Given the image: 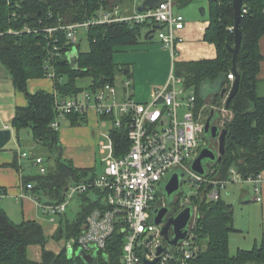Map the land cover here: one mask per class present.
Wrapping results in <instances>:
<instances>
[{"label":"trees","instance_id":"trees-1","mask_svg":"<svg viewBox=\"0 0 264 264\" xmlns=\"http://www.w3.org/2000/svg\"><path fill=\"white\" fill-rule=\"evenodd\" d=\"M192 1L174 0L177 8ZM206 3L208 26L204 40L215 45L216 57L174 61V66L178 67L177 73L184 78L185 85L195 88L198 106L208 103L212 107L220 106L222 97L219 93L202 96L201 84L220 80L222 87L229 85L227 74L231 72L232 53L227 51V46L234 43V32L229 29L234 25V11L232 0H206ZM107 6L108 0H0V63L8 71L13 87L27 101L26 106L16 108L11 125L16 131L29 128L36 141L56 152L54 163L47 166L44 174L22 177L24 192L38 201L42 195L43 202L60 203L71 184L87 181L96 174L94 167H77L72 160L61 158L59 130L50 126L56 115L55 97H72L83 91L76 84L78 78H90L88 89L94 91L113 84L115 76L124 69L114 60L115 46L136 43L144 28L147 37L153 32L145 23L92 24L86 29L89 49L81 51L77 43L68 42L64 30L53 31L51 37L44 31L58 24L87 20ZM242 7L245 11L241 12L238 22L242 37L236 58L239 87L227 106L232 116L223 125L227 129L224 154L219 162L211 165L213 172H208L219 179H229L232 169L244 178L264 170V94L257 92L261 84L257 78L259 63L263 60L259 39L264 34V0H243ZM54 38H57L55 43ZM54 45L60 52L50 62L54 70V92L44 88L29 92L28 80L46 77L47 58ZM74 47L78 53L76 67L66 60V52ZM68 118L71 125L86 122L85 115L79 113H72ZM126 130L125 124L109 130L116 156L129 149ZM11 164L17 169L15 160ZM0 190L6 191L3 187ZM86 194H79L82 203L73 219L64 213L59 215L53 239L66 241L78 236L86 216L98 204ZM195 202L199 218L193 231L200 249L188 264H264V235L252 249H239L230 254L229 235L237 230L231 204L220 197L207 200L205 196L195 197ZM174 208L178 209L176 205ZM41 226L34 219L15 222L0 206V264H85L79 256L69 257L64 246L58 252L46 249L49 236ZM110 238L95 264H121L123 235L115 232ZM35 245L41 249L38 260L29 255V248Z\"/></svg>","mask_w":264,"mask_h":264},{"label":"built area","instance_id":"built-area-1","mask_svg":"<svg viewBox=\"0 0 264 264\" xmlns=\"http://www.w3.org/2000/svg\"><path fill=\"white\" fill-rule=\"evenodd\" d=\"M175 8L174 0H160L152 8H145L131 15H120L118 7L107 6L87 20L58 24L45 28L44 31L51 37L53 31L64 30L68 42L74 44L77 43L75 29L79 27L87 29L92 24H111L120 21L138 25L145 23L151 26L152 31H157L163 46L168 47L174 54L176 46L182 41L179 32L186 23L184 16ZM242 11H245V8L242 7ZM229 29L233 31V26ZM56 41L57 38H54L53 42ZM59 55L60 52L54 45L45 66L47 78L54 77L50 62ZM227 77L229 85L225 87L229 89L234 76L229 72ZM183 80L184 78L171 72L163 86L152 88L151 95L146 101L135 100L130 95L117 98L115 84H105L95 91L85 88L72 97H55L56 115L50 123L53 129L59 130L72 113L86 115L93 112L109 120L111 127L125 124L130 141L129 149L118 156L114 155L109 128L103 133L107 142H100V153L105 155L102 158L105 166L100 175L95 174L92 179L71 184L64 201L60 203H47L35 199L40 209L48 215V219L51 222H58L59 215L66 211L73 196L90 191L96 194L93 200L98 204L86 216L78 236L63 241L62 246L67 249L69 255L73 256L74 252L80 249L85 253H96L97 260L99 253L105 252L110 237L117 232L123 235L121 264H145L143 256L148 261L158 257L154 264H188L200 249L193 231L199 218L194 197L205 196L207 200H216L219 198L220 187H224L231 180H238L250 182L252 190L256 193L255 199L257 201L261 199L260 173L244 178L232 169L229 179H219L209 174L200 176L190 169L191 161L206 144H203L205 139L203 126L209 111L213 109L219 113L215 123L220 128L223 127L225 120L223 112L231 111L224 106L225 98H222V106L211 107L208 103L198 106L195 88L186 86ZM131 84L129 77L123 81L126 89ZM181 108L183 111L180 115ZM215 145L217 147V143ZM26 155V152L22 153L23 157ZM33 164L39 166L40 174L47 171L42 157L36 156ZM175 169L186 172L185 176L191 181L193 190L190 196L180 203L177 210L174 208L177 200L175 199L172 204L174 214L187 205H192L193 213L187 236L176 245H169L161 233L162 224L152 222L151 212L157 203L164 204L162 197L159 198L158 189L163 180ZM209 171L213 172L211 169ZM5 194L4 190H0V197ZM159 247H164V250L158 254Z\"/></svg>","mask_w":264,"mask_h":264},{"label":"crops","instance_id":"crops-1","mask_svg":"<svg viewBox=\"0 0 264 264\" xmlns=\"http://www.w3.org/2000/svg\"><path fill=\"white\" fill-rule=\"evenodd\" d=\"M120 2H122V0H108V6H116L119 9ZM138 4H140V2L138 3L133 2V7L131 12L122 14L119 11V14L120 15L133 14L134 12H136V7ZM204 15L206 16L203 19L197 18L195 17V15H193L192 17H190V19H194V20H190L189 22H186L184 24L185 25L184 28L179 32V35L182 37V41L178 44V46H176V49L174 50V54H172L171 52V57L173 59L171 63H174V61H192V60H199L205 58L211 59L216 57L215 45L213 43L204 40L205 29L208 26L206 8ZM144 34L145 37H147L146 30ZM152 37L153 34H151L147 38H152ZM74 48L76 49V47ZM259 50L263 56V60L261 61V63H259L260 69L258 71L257 78L260 79L262 84L264 83V34L259 39ZM1 68L2 65L0 63V129L10 128L12 133V137L10 140H14V142L18 143L20 142L19 134L21 130L16 131V129L12 127L11 119L15 113L16 108L18 106H26L27 101L25 96L13 87L11 78H9L8 83L4 82L8 78H6L7 77L6 75L4 76L3 74L4 72L2 71ZM5 72L8 71L6 70ZM133 74L134 73L132 69L130 70L129 67H125L123 71L119 72L115 76V80L113 84H115L117 87V98L121 99L126 95L127 96L130 95V97L134 95V91L128 92L127 89L123 86V81L125 80V78L128 77L132 78ZM90 83H91V79L89 78V83L87 84V86L81 88H83L84 90L85 88L88 89ZM28 87H29L28 90L31 93H34L37 89L40 88L42 89L44 88L45 90L54 92L53 81L52 79L47 77L28 80ZM151 90L152 88L149 91V97L151 95ZM5 109L8 110L5 111ZM5 113L6 116L3 115ZM85 117H86V122L84 126H82V124L71 125L69 123V120L67 122H63L67 126L62 127L61 125L62 128H59V133H60V143L61 146H63L62 154H64L65 152L66 153L68 152L69 154L66 155L67 157L66 159L72 160L75 157V156L72 157V155L75 154L77 155L75 157L77 161L75 162L74 160H72L74 166L89 168V167H93L91 166V160L88 154H91L90 150L92 149V145L95 142L96 128L99 122L105 125L106 122H110V121L107 120L105 117L103 118V116L101 115L99 116L93 112H89L88 114L85 115ZM111 126L109 128H111ZM30 135H32V132ZM32 139H33V143L36 144L41 143L39 141H36L33 137ZM74 147L75 150L73 149ZM85 147H87L86 150L88 151L87 153L83 152L84 151L83 148ZM76 150L79 153H77ZM23 152L26 151H21L19 155L17 152H15L12 149V146L7 144L0 149V187H3L6 190L5 195H8L9 197H14L16 201H20L21 220L18 222L27 219H34L38 221L42 225L41 227H43L44 232L49 236V239L46 243V249L52 250L54 252H58L61 249L64 241L62 239L56 241L55 239L52 238L53 233L58 227V222H51L48 219V215L45 212H43L42 209H40L36 200L32 196H30V194L28 193L25 194L23 190L22 177L25 175L24 172H21L22 170L18 159V157L22 156ZM85 155H87L88 157H85ZM85 158H87V162L84 161ZM33 159L34 158H32L31 160L32 162ZM14 160L16 161L17 169H15L11 164L14 162ZM260 175H261V181L259 182V186H260L259 195L261 196L260 200L257 201L255 199L256 196L255 192L254 195H251L250 189H253V187L250 182L241 181L248 185L246 186V188L241 189L238 197H237V193H235V196L237 197L235 198V201L240 205H243L245 207L247 206L246 208H248L247 210L249 211V216H248L249 223H251L252 220L253 222L251 226L247 228V230H243V228H240L239 226L236 225V218L233 214V225L237 230L231 232L229 235V252L232 255L235 254L239 249H252L258 243H260V240L264 235V170L260 172ZM247 197H250V199L248 200ZM229 204L233 206V210H234L235 208L234 203L230 202ZM2 208H4V210L8 214L6 208L4 206ZM10 218L12 219L11 216ZM237 236H240L242 238L241 241L240 239L238 240ZM232 238L234 241L233 250H231ZM40 253H41L40 246L35 245L29 248V255L33 259L36 260L40 259V255H39Z\"/></svg>","mask_w":264,"mask_h":264},{"label":"rangeland","instance_id":"rangeland-1","mask_svg":"<svg viewBox=\"0 0 264 264\" xmlns=\"http://www.w3.org/2000/svg\"><path fill=\"white\" fill-rule=\"evenodd\" d=\"M142 0H122L119 4V11L122 14H126L131 12L133 7V2H141ZM204 6L207 9V3L206 0H193L189 4H187L184 7L175 8L178 12H180L186 22H189L190 17L195 15V17L203 19L206 15L200 14V8ZM127 9V10H125ZM76 30V36H77V44L79 45V50L81 51H87L89 49V44L86 39V28L85 27H79ZM145 30L146 28L142 30V35L138 38V41L136 43H125L115 46L114 48V60L121 65L122 67H129L130 70H133V77L130 78L132 84L127 89L128 92L134 91V95L131 97L138 101H146L149 98V91L153 87L157 86H163L167 80L169 79V76L171 72L175 76H179L177 73V66L175 68L174 63L172 62L171 57V50L168 47H164L160 39L158 38L157 31H153V37L147 38L145 37ZM2 71L4 72V76L6 75L8 79H6L4 82H9V73L5 72V68L2 65ZM4 69V70H3ZM6 73V74H5ZM126 79V78H125ZM77 85L80 87H85L89 83L88 77L79 78L76 81ZM264 83L260 84L258 86V91L260 94H264ZM182 86V85H181ZM222 106V102H221ZM8 109H5L7 111ZM183 109H179V114H182ZM224 113V123L226 120H229L231 117V112H223ZM8 114V113H7ZM6 116V113L3 114ZM85 123H82V126H84ZM112 124L110 122H106L105 125L101 124L99 122L96 133H95V142L92 145V149L90 150L91 154H88L90 156L91 160V166L94 167L96 175H100L103 171V167L105 166L104 161L102 158L105 156L104 154L100 153V142H107V139L103 135L109 127ZM67 125L65 123L62 124V127H66ZM60 127V128H62ZM223 128V127H222ZM20 142L16 143L14 140H10L7 145L12 146V149L17 152L20 155L21 151H26L28 154L27 156H20L19 164L21 166V172H24V175H33L39 173V166L36 164H33L31 161L32 158H35L34 156H41L43 158V165L47 168V166H51L54 163V158L56 157V152L52 151L48 145H44L43 143H33L32 135L29 128L20 129ZM204 143L205 144L209 138L208 134L204 135ZM63 147V146H62ZM75 150V147L73 148ZM79 150V149H78ZM83 152L87 153V147L83 148ZM77 153H79L76 150ZM66 155H69L68 152L62 154L61 158L66 159ZM76 157L77 155H72V157ZM75 157L72 159L75 162L77 159ZM85 157H88L85 155ZM83 158V157H82ZM87 162V158L84 160ZM185 179L182 181L180 185V192L178 194V203H174L178 208L180 203L184 201V199L188 196H190L192 188V183L189 181L188 177H184ZM248 184L238 181V180H231L229 181L224 187L219 188V197H221L222 200L225 202H233L234 203V210L233 214L236 218V225L240 228H243V230H247L249 226H251L253 220L251 223H249V211L243 205L238 204L235 201V198L239 196V193L242 188H246ZM235 193H237V197L235 196ZM251 195H254V191L250 189ZM90 200L92 201L96 194L93 191H90L86 194ZM158 195L159 198L162 197V201L165 203V193H163V190L161 186H159L158 189ZM41 196V202L45 201V197ZM80 195L76 194V196H73L71 201L67 205L66 211H64V214L67 218L73 219L79 210L81 205ZM195 199V197H194ZM249 200L250 197H247ZM247 202V201H246ZM249 203V202H248ZM0 206L5 207L8 211V214L12 217V219L15 222H18L21 220V213H20V201H16L14 197H9L8 195H4L0 197ZM251 208V206H250ZM257 215V214H256ZM254 226V225H253ZM238 240L241 237L237 236ZM236 244V243H235ZM231 250L234 249V241L232 238V245ZM71 251V250H69ZM253 264V263H249Z\"/></svg>","mask_w":264,"mask_h":264},{"label":"water","instance_id":"water-1","mask_svg":"<svg viewBox=\"0 0 264 264\" xmlns=\"http://www.w3.org/2000/svg\"><path fill=\"white\" fill-rule=\"evenodd\" d=\"M160 0H143L136 7V12H140L145 8H152L159 3ZM242 2L243 0H232V7L234 11V43L233 45L227 46V51L232 53V65L231 73L234 76V79L231 82L229 89L227 87H222L220 80L214 82L204 81L201 84V95L206 96L209 94L219 93L220 97L225 98L224 106L228 108L229 102L236 94L239 87V75L236 67V58L241 44V31L238 28V22L241 17L242 12ZM201 15L205 14V7L200 8ZM78 53L75 48L71 51L66 52V60L69 63L76 67ZM219 118V113L214 112L213 109L210 110V113L206 120L204 121L203 132L204 135L208 134L209 138L205 145H203L198 151L197 155L190 163V169L199 174L200 176H206L212 164L219 162L222 155L225 151V137L227 134L226 128H220L215 120ZM12 133L10 128L0 129V149L3 148L11 139ZM211 140H214L217 143V147L211 145ZM59 152H62V146L59 145ZM186 172L181 169H175L163 180L161 183V188L163 193H165V205L158 204L151 212L152 222L155 224H162L161 233L165 241L169 245H176L178 242L182 241L188 234V226L193 213L192 205H187L176 214H174V209L171 207L173 204L174 196L178 195L180 192V185L185 176ZM176 198V197H175ZM169 215V213H172ZM171 231V233H170ZM164 247H159L157 253L159 254ZM72 255H69L71 257ZM73 256H79L85 264H95L96 262V253L89 254L84 251L77 249L74 252ZM158 260L156 257L152 261H148L145 256H143V261L145 264H154Z\"/></svg>","mask_w":264,"mask_h":264},{"label":"flooded vegetation","instance_id":"flooded-vegetation-1","mask_svg":"<svg viewBox=\"0 0 264 264\" xmlns=\"http://www.w3.org/2000/svg\"><path fill=\"white\" fill-rule=\"evenodd\" d=\"M214 144H216L215 141H214V140H211V145L213 146ZM175 197H176V196H174V201H175V199H176ZM164 205H165V203H164ZM157 206H158V203L155 205V207H157ZM155 207H154V208H155ZM171 207H172V204H171ZM172 214H173V212H172V213H169V215H167V216H170V215H172ZM170 233H171V231H170Z\"/></svg>","mask_w":264,"mask_h":264}]
</instances>
